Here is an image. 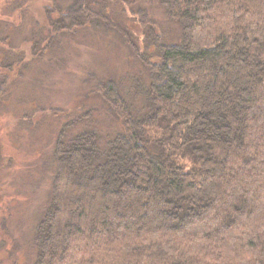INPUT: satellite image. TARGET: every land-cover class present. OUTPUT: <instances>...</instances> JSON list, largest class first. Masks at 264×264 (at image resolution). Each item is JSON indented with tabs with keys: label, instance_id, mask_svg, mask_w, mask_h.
Instances as JSON below:
<instances>
[{
	"label": "trees",
	"instance_id": "obj_1",
	"mask_svg": "<svg viewBox=\"0 0 264 264\" xmlns=\"http://www.w3.org/2000/svg\"><path fill=\"white\" fill-rule=\"evenodd\" d=\"M159 1L181 38L150 27L152 55L103 17L147 68L144 107L102 81L123 129L60 134L34 264H264V0Z\"/></svg>",
	"mask_w": 264,
	"mask_h": 264
},
{
	"label": "rangeland",
	"instance_id": "obj_2",
	"mask_svg": "<svg viewBox=\"0 0 264 264\" xmlns=\"http://www.w3.org/2000/svg\"><path fill=\"white\" fill-rule=\"evenodd\" d=\"M87 1L94 17L60 28L74 0H0V264L36 260L60 134L94 129L106 140L123 129L96 85L112 80L133 108L144 107L147 68L103 17L149 55L155 54L150 27L165 43L181 38L159 0Z\"/></svg>",
	"mask_w": 264,
	"mask_h": 264
},
{
	"label": "flooded vegetation",
	"instance_id": "obj_3",
	"mask_svg": "<svg viewBox=\"0 0 264 264\" xmlns=\"http://www.w3.org/2000/svg\"><path fill=\"white\" fill-rule=\"evenodd\" d=\"M4 59H5V58H3V57L0 58V64H2V62H3ZM4 70H5V66H0V75H1V74H2V75L4 74V73H3Z\"/></svg>",
	"mask_w": 264,
	"mask_h": 264
}]
</instances>
